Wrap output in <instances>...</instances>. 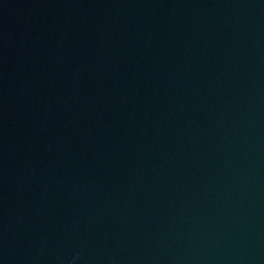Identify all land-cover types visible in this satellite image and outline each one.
Returning a JSON list of instances; mask_svg holds the SVG:
<instances>
[{"label": "water", "instance_id": "water-1", "mask_svg": "<svg viewBox=\"0 0 264 264\" xmlns=\"http://www.w3.org/2000/svg\"><path fill=\"white\" fill-rule=\"evenodd\" d=\"M0 264H264V0H0Z\"/></svg>", "mask_w": 264, "mask_h": 264}]
</instances>
